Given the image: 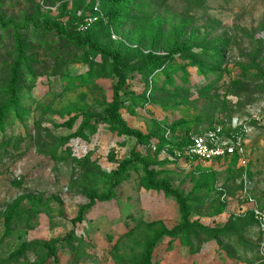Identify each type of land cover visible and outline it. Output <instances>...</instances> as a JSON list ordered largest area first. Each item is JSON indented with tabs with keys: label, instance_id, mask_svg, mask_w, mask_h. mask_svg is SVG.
<instances>
[{
	"label": "rangeland",
	"instance_id": "obj_1",
	"mask_svg": "<svg viewBox=\"0 0 264 264\" xmlns=\"http://www.w3.org/2000/svg\"><path fill=\"white\" fill-rule=\"evenodd\" d=\"M91 15L100 16L86 34L95 51L44 27L58 23L72 35ZM0 18L8 24L0 28V107L14 100L15 33L23 47L16 103L0 126V264H141L144 247L178 227L181 214L140 164L127 167L113 200L72 223L134 148L155 181L186 198L189 222L206 228L164 238L151 264H264V0H0ZM175 45L188 51L170 57ZM104 52L120 54V116L148 147L237 118L250 127L245 157L151 164L133 137L89 129L87 116L107 107L117 81ZM72 117L71 130L61 127Z\"/></svg>",
	"mask_w": 264,
	"mask_h": 264
},
{
	"label": "trees",
	"instance_id": "obj_2",
	"mask_svg": "<svg viewBox=\"0 0 264 264\" xmlns=\"http://www.w3.org/2000/svg\"><path fill=\"white\" fill-rule=\"evenodd\" d=\"M120 0H107V3L110 5L117 4ZM94 16V15H91ZM88 16H83V19ZM97 20L93 25H91L88 29L85 31H78V24L83 21L82 18H80L75 25V30L74 33L71 35L69 34L65 29H63L62 26H60L58 23H52L48 24L47 22L44 23V27H46V30L49 32L54 31L58 36L60 37H65L67 40L73 42L75 45L79 47H89L92 50H96L94 45L92 44L91 38L86 36V34L94 28V25H96L100 21V16L96 15ZM105 18L107 20L106 24L107 25H112L114 20H115V12L112 10L108 9ZM8 26L7 23L3 22V20L0 18V28L5 29ZM82 37V38H81ZM14 43H15V61L13 64H11V69L9 73V83H8V88L7 92L12 97L14 100L9 101L7 104L4 106L0 107V126L3 124L4 119L6 115L14 108L16 97H17V91L16 87L18 84L19 80V74L20 70L22 67V57H23V47L21 43V36L19 33H15L14 35ZM187 47L184 45H175L173 46L170 51H169V56L174 57L177 55H180L182 53L187 52ZM104 56L108 59L111 60L112 62V75L113 77L117 80L116 83L112 86V97L110 102L108 103L107 107L101 112L97 113L94 115H88L87 120H86V126L91 129L95 130L98 126L100 125H105V126H110L118 130V133L122 136H130L133 137L136 141L137 145H146V151L147 154H150V148L148 147L149 143L148 139L146 137L139 136L140 134H134L131 133L124 125L121 116H120V110L122 108V100L120 97V91H121V83H122V77H121V72H122V65H121V58L120 54L117 52H104L102 53ZM148 58L150 60H156L157 58L154 57L153 55L149 54ZM76 121V117L70 118L67 122L61 125V127L66 128L67 130H71L73 128V125ZM214 124H221L220 122H215ZM212 126V125H211ZM210 126V127H211ZM208 127V128H210ZM208 128L204 129L203 131L199 132H193L189 134H185L183 137L179 139H171V146L172 148L178 149L181 148L183 144L187 143V140L189 136H194V135H200L203 133L205 130ZM79 135V134H77ZM75 135V136H77ZM176 140H180V142L174 143ZM158 146H162L166 144V140L164 139V136H160V139L157 141ZM157 155L152 154L151 157L153 158L154 161L151 162V164H157V163H168L167 161H159L156 157ZM236 159V158H234ZM133 163H138L143 167L146 180L148 185L157 190V191H162L168 196H172L176 199L178 206H179V212L181 214V224L172 229L171 231L163 230V232H158L156 233L152 240L144 247L145 254L144 257L142 258L141 264H151L152 260V255H153V250L154 247H156L157 244L160 242H163V239L168 237V238H173L177 236L178 234L182 233L185 230H191L193 228H201L206 230V228H202L199 224H194L189 222V210H188V204L186 198L182 197L178 192L174 191L171 189L170 185L168 182H157L154 180L155 174L154 171L150 169V163H148L144 158H142L137 152L136 148H134L130 152V160L121 163L118 167V170L112 173V176L109 180V187L106 191V193L103 194H90L88 196V203L83 205L80 210L78 211V215L75 219L72 220V223H80L83 220V215L85 212L89 211L96 202H109L114 199V190L118 186L119 182L124 180V177L122 176L131 164ZM8 221L6 226H8ZM48 251V257H53L54 261L56 260V255L54 251V247H48L45 246ZM25 248L22 247L20 250L17 251L15 254L17 257L18 255L22 254V250ZM14 255V256H15Z\"/></svg>",
	"mask_w": 264,
	"mask_h": 264
},
{
	"label": "built area",
	"instance_id": "obj_3",
	"mask_svg": "<svg viewBox=\"0 0 264 264\" xmlns=\"http://www.w3.org/2000/svg\"><path fill=\"white\" fill-rule=\"evenodd\" d=\"M97 20L96 16H88L78 24V31H85ZM255 118V117H254ZM249 123L232 118L228 125L214 124L200 135L189 136L187 143L181 148L171 146V138L165 134L166 144L158 146L157 142L150 144L151 154L157 155L159 161L178 164L181 166H194L198 163H213L231 160L236 157H245L246 140L250 134ZM180 142L176 140L174 143ZM256 217H261L255 212ZM261 232L264 234V219L261 221Z\"/></svg>",
	"mask_w": 264,
	"mask_h": 264
}]
</instances>
